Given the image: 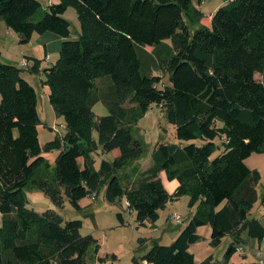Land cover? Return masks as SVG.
<instances>
[{
    "label": "trees",
    "instance_id": "trees-1",
    "mask_svg": "<svg viewBox=\"0 0 264 264\" xmlns=\"http://www.w3.org/2000/svg\"><path fill=\"white\" fill-rule=\"evenodd\" d=\"M71 6L80 21L77 39L64 16ZM42 9L40 0H0V27L18 33L23 45L36 33L63 37L58 60L42 70L35 60L31 73L44 74L66 132L41 145L37 90L23 75L26 67L2 60L0 46V264H86L93 243L99 251L97 239L81 233V219L30 208L26 190L34 188L57 206L68 199L79 210L83 198L105 189L109 202L125 197L141 225L157 222L169 202L188 195L193 215L171 244L155 241L146 264H230L240 245L264 242V224L251 216L259 198L264 205L262 175L245 162L264 152V81L256 77L264 79V0H229L209 24L194 0H60ZM148 47L156 61L145 67ZM155 69L167 71L171 84L159 87ZM103 78L105 87L97 84ZM100 100L109 113L96 117ZM154 104L190 143L157 142L148 169L123 172L145 151L133 127ZM53 149L55 166L44 155ZM115 149L119 154L102 157L97 168L96 153ZM162 171L179 181L173 193ZM208 224L212 246L231 236L222 263H211L212 256L197 263L189 250Z\"/></svg>",
    "mask_w": 264,
    "mask_h": 264
},
{
    "label": "rangeland",
    "instance_id": "rangeland-1",
    "mask_svg": "<svg viewBox=\"0 0 264 264\" xmlns=\"http://www.w3.org/2000/svg\"><path fill=\"white\" fill-rule=\"evenodd\" d=\"M228 1L229 0H204L201 4H198L197 0H194V3L205 13L202 22L209 24L211 22V15ZM64 16L71 22L70 38L77 39L80 35L81 28L75 7H69ZM40 17L41 13L37 15L38 19ZM166 41L168 44L171 42L169 39ZM152 50V47H148L147 51L144 50L143 53H141L145 67H148L149 64L151 66L155 65L153 60L156 61V56ZM52 58V60H54V57ZM13 64L16 63L13 61ZM154 74L161 75L162 80L159 87L171 84L170 75L167 71L162 70L158 73L155 69ZM256 77L260 81L263 80V76L260 72L256 73ZM37 80L38 111L41 118V124L38 127L39 139L41 145L44 147L47 142L53 140L56 136L65 134L66 127L64 118L56 113L54 107L50 103L49 95L44 93L45 89L38 78ZM97 84L101 87H105L108 84V79H98ZM93 110L96 117L104 116L109 113L107 104L102 100L96 102ZM133 133L135 137L141 139L145 145V151L142 156L132 162L133 164L139 165L141 170H146L149 168L148 166L150 164L152 165V152L157 142L181 143L182 145L190 143V141L180 140L176 136V126L167 120L163 107L155 104L150 108L148 113L140 118L134 125ZM221 141L220 138L217 139L219 148H223ZM195 142L201 145L204 143V140L197 139ZM58 154L59 151L56 149L50 151L44 150V155L48 158L52 166H55V159ZM102 157L113 160L115 152L101 153V157L96 153L97 168L99 167ZM132 163L126 166L123 171L129 170ZM258 192L260 196L264 192V179L258 187ZM26 194L29 207L38 212L54 209L62 215L65 220L81 219L83 221L81 233L83 235H93L100 245L98 252H96L95 243L88 248L86 253V264H137L135 259L139 260L140 264H145L142 258L152 248L155 241L166 245L171 244L177 237L176 234H178L179 230L189 221L191 210L188 206L189 196L184 195L178 200L169 202L167 207L161 210V218L155 226H153L151 222L147 225H141L136 220V212L127 209L126 199H122L121 203L109 202L105 197V189H101L97 196L90 194L83 198L80 201L82 206L80 210L76 209L68 199H66L62 207L55 205L43 191L37 188L26 190ZM119 212L123 213L126 220L129 219V214L131 213L132 224H123L118 218L117 214ZM172 212L181 214L183 221H174L170 217ZM251 216L259 219L264 224V205L261 203V198L255 203L251 211ZM1 221L2 216L0 215V225ZM231 240V236L226 235L221 244L215 247L213 252L215 262H223L225 251L231 243ZM113 254H115L116 257H113ZM100 257H104L105 260L101 261L99 259ZM254 262V254L242 250L234 254L230 264H254Z\"/></svg>",
    "mask_w": 264,
    "mask_h": 264
},
{
    "label": "crops",
    "instance_id": "crops-1",
    "mask_svg": "<svg viewBox=\"0 0 264 264\" xmlns=\"http://www.w3.org/2000/svg\"><path fill=\"white\" fill-rule=\"evenodd\" d=\"M41 1V0H40ZM42 6L44 9H48V6L53 3H59L60 0H42ZM20 35L13 30L8 29L5 23L1 24L0 27V46L2 52V60L7 63L13 64V61L16 63L15 65L24 66L27 69L24 72V77L36 88L38 93L37 87V78L39 79L40 83L42 84L43 88L45 89L44 93L49 95L50 88L42 83V80L45 78L44 74H34L31 73V68L35 62V60H39L40 65L39 68L42 70L45 67L53 65L60 56V51L62 47L63 37L55 32L46 31L42 34H34L32 36L31 41L28 44H21L20 43ZM50 56V60H47L46 57ZM54 57V60H52ZM263 76V75H262ZM264 81V79L262 80ZM1 100V95H0ZM112 152H115V156L119 154V149H115ZM247 166L250 169H257L260 171L262 175V180L264 179V152L262 153H253L245 160ZM136 164L130 166L131 169ZM151 164L148 166L150 167ZM147 167V168H148ZM143 168V167H142ZM145 169V168H143ZM129 171V170H127ZM125 171V172H127ZM124 172V171H123ZM160 176L163 180V183L167 190L170 193H173L176 188L179 186V181L177 179L169 180L166 174V171H162ZM125 198V197H124ZM122 198V199H124ZM122 199L119 201L122 202ZM126 199V198H125ZM128 201L126 199V205ZM169 204V203H168ZM167 204V205H168ZM128 206V205H127ZM167 207V206H166ZM190 215L189 219L193 215L195 208H190ZM124 217V216H123ZM161 218V214H160ZM160 220V219H159ZM158 220V221H159ZM157 221V222H158ZM157 222L153 223V226L157 224ZM150 222H145L144 225H147ZM156 228V227H155ZM181 228L179 232L182 230ZM178 232V234H179ZM200 234L201 238L196 243L192 244L189 250L194 253L195 261L197 263H201L208 259L209 257H213V252L215 247L211 244V234H212V227L211 225H204L200 226L197 230ZM176 234V235H178ZM160 238V237H158ZM160 243V242H159ZM249 245L252 246V250L255 251L261 245H264V242L257 243L254 239L249 241ZM198 255V256H197ZM137 264H140L139 260H135ZM215 262L214 258L211 260V263ZM143 263L146 264V261L143 260ZM256 264V258L255 262Z\"/></svg>",
    "mask_w": 264,
    "mask_h": 264
},
{
    "label": "built area",
    "instance_id": "built-area-1",
    "mask_svg": "<svg viewBox=\"0 0 264 264\" xmlns=\"http://www.w3.org/2000/svg\"><path fill=\"white\" fill-rule=\"evenodd\" d=\"M47 60H50V56L48 55L46 57ZM127 205L129 206V203H127ZM127 206V208H128ZM170 217L176 221V222H182L183 221V217L181 214L177 213V212H172ZM132 214H129V219L127 220V224L131 225L132 224ZM252 246L251 245H240L237 248V251H242L244 250V252H250L253 253L255 258H256V264H264V245H261L260 247H258L255 251L252 250ZM147 264H153V263H147Z\"/></svg>",
    "mask_w": 264,
    "mask_h": 264
}]
</instances>
